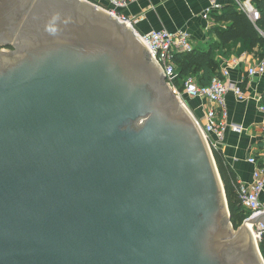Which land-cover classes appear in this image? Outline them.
Here are the masks:
<instances>
[{
  "label": "water",
  "instance_id": "95a60500",
  "mask_svg": "<svg viewBox=\"0 0 264 264\" xmlns=\"http://www.w3.org/2000/svg\"><path fill=\"white\" fill-rule=\"evenodd\" d=\"M260 220L132 27L0 0V264H264Z\"/></svg>",
  "mask_w": 264,
  "mask_h": 264
},
{
  "label": "crops",
  "instance_id": "0c3cea01",
  "mask_svg": "<svg viewBox=\"0 0 264 264\" xmlns=\"http://www.w3.org/2000/svg\"><path fill=\"white\" fill-rule=\"evenodd\" d=\"M90 1L108 11L113 9V4L109 0ZM211 1L133 0L123 12L131 17L143 16V19L135 24L140 34L162 29L171 32L178 30L189 32L194 48L202 51L213 49L215 58L220 63L219 71L223 67L229 68V80L241 86L245 97L239 99L233 90L226 94V129L217 149L223 152L226 162L235 172L238 184H250L256 168L264 164V109L262 108L264 107V73L251 76L248 70L264 60V44L244 51H240L241 42L221 45L218 35L214 32L219 25L214 19V13H221L226 5L238 0H218L221 10L206 16V10L211 6ZM249 3L254 7L251 0ZM185 99L190 111L200 120H204L206 110L213 106L206 99L188 96H185ZM221 119L222 115L218 120ZM231 125H241L243 131L236 132ZM212 137L216 139L215 135ZM252 157H257V164L249 161ZM260 199L264 202V191ZM260 228H264L261 220L256 225V229Z\"/></svg>",
  "mask_w": 264,
  "mask_h": 264
},
{
  "label": "built area",
  "instance_id": "2783aa9c",
  "mask_svg": "<svg viewBox=\"0 0 264 264\" xmlns=\"http://www.w3.org/2000/svg\"><path fill=\"white\" fill-rule=\"evenodd\" d=\"M109 1L113 4V9L109 10V12L116 16L121 22L134 29L142 42L147 46L149 53H151L154 60L161 67L166 82L173 92L182 101H184L185 96H188L190 98L206 99L213 105L206 110L204 120L197 119V121L211 148H217L219 142L224 137V131L226 129V94L230 90H233L239 99L245 97V92L242 90L241 86L229 80V68L223 67L220 73L214 76L211 83L207 86L199 85L195 77L190 76L186 78L184 82V90L182 91L176 84L178 72L177 66L173 61V55L176 52H190L194 50L190 33L184 30L171 32L167 29H162L147 34H140L136 30L135 24L141 21L143 16L139 15L131 17L123 12L133 0ZM238 2L241 9L247 11L254 21L260 17V13L257 9L252 6L249 8L247 5L244 6L241 4L240 1ZM220 7L221 5L218 3V0H212L211 6L206 10V16L212 14L214 11L221 10ZM248 73L251 76L264 73V60L251 66ZM262 108L264 109V107ZM220 115H222V119L218 120ZM231 127L236 132L243 131L241 125H231ZM212 135H215L216 139H214ZM249 161L254 164L258 163L257 157H252ZM263 191L264 164L256 168L253 174V180L250 184H238V192L241 197L242 205L245 209L251 212L250 216L245 221L259 215L260 213H264V202L260 199ZM252 229L258 242L261 241L264 234V228L258 230L255 225L254 227L252 226Z\"/></svg>",
  "mask_w": 264,
  "mask_h": 264
},
{
  "label": "trees",
  "instance_id": "16d2710c",
  "mask_svg": "<svg viewBox=\"0 0 264 264\" xmlns=\"http://www.w3.org/2000/svg\"><path fill=\"white\" fill-rule=\"evenodd\" d=\"M238 1L243 3L246 0ZM251 3L260 13V17L256 21L247 11L241 9L239 2L236 1L226 5L221 13H214V19L219 24L214 32L218 35L221 45L241 42L240 51H244L264 44V0H251ZM173 61L178 72L176 84L182 91L186 78L190 76L195 77L199 85L207 86L211 83L212 78L220 73V63L215 58L213 49L202 51L194 48L190 52H176L173 55ZM213 153L224 182L231 222L237 229L250 216L251 212L242 205L235 172L226 162L223 152L214 147ZM259 245L264 256V237Z\"/></svg>",
  "mask_w": 264,
  "mask_h": 264
},
{
  "label": "rangeland",
  "instance_id": "374dc122",
  "mask_svg": "<svg viewBox=\"0 0 264 264\" xmlns=\"http://www.w3.org/2000/svg\"><path fill=\"white\" fill-rule=\"evenodd\" d=\"M249 1H250V0H246V1H244V2H243L244 4L241 3V2H240V3L243 4L244 6L247 5V6L250 8V5H251V4L249 3ZM236 2H237V1H236ZM252 5H253V4H252ZM247 6H246V7H247ZM184 99H185V98H184ZM184 103H185L186 106H187V100H186V99L184 100ZM187 107H188V106H187ZM259 243H260V241H259Z\"/></svg>",
  "mask_w": 264,
  "mask_h": 264
},
{
  "label": "bare ground",
  "instance_id": "6f19581e",
  "mask_svg": "<svg viewBox=\"0 0 264 264\" xmlns=\"http://www.w3.org/2000/svg\"><path fill=\"white\" fill-rule=\"evenodd\" d=\"M248 227L252 230V225L250 223H248Z\"/></svg>",
  "mask_w": 264,
  "mask_h": 264
}]
</instances>
